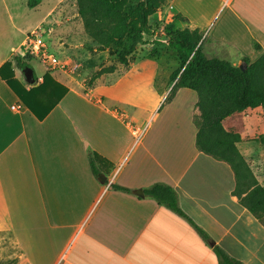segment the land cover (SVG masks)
Listing matches in <instances>:
<instances>
[{
  "label": "crops",
  "instance_id": "1",
  "mask_svg": "<svg viewBox=\"0 0 264 264\" xmlns=\"http://www.w3.org/2000/svg\"><path fill=\"white\" fill-rule=\"evenodd\" d=\"M62 1L37 23L47 35V19ZM147 22L159 41L163 30L197 28L206 57L236 66L264 52V0H166ZM152 46L141 45L128 65L90 87L85 76L60 69L58 76L50 69L37 75L31 66L29 82L27 67L12 64L19 92L46 72L66 88L41 120L0 78L8 93L0 100V235L10 236L18 264H217L214 245L242 264H264V223L233 194L229 163L196 147L195 91L179 87L165 101L178 59L168 62L161 47L147 55ZM239 118L237 147L250 148L243 138L261 127V109L247 108ZM129 124L144 129L138 142ZM93 152L100 156L97 175L88 161ZM263 172L253 171L260 185ZM157 182L174 189L182 215L144 193ZM138 188L141 196L133 193Z\"/></svg>",
  "mask_w": 264,
  "mask_h": 264
},
{
  "label": "trees",
  "instance_id": "2",
  "mask_svg": "<svg viewBox=\"0 0 264 264\" xmlns=\"http://www.w3.org/2000/svg\"><path fill=\"white\" fill-rule=\"evenodd\" d=\"M41 0H27L26 4L32 8ZM77 12L81 16L87 33L98 42V50H107L114 55L120 65H128L137 55L138 48L143 42V33L149 29L147 18L157 11L166 0H76ZM180 19V16H176ZM165 34L166 40H155L146 54H158V48H166L176 55L178 67L170 75L173 85L165 101H169L174 91L185 87L195 91L196 106L199 115L194 118L197 126L195 137L196 147L213 156L224 160L231 166L235 175L233 194L238 201L255 217L264 223V188L259 184L237 143L241 140L239 132L226 129L223 120L226 117L247 108L261 109V127H255L248 138L257 139L264 150V52L254 60L242 58L244 69L232 65L230 62L216 57H206L201 48L202 33L199 29H169ZM256 49L259 45L254 43ZM30 56L24 54L12 55L0 65V78L15 92L29 111L41 120L58 103L66 88L51 78L48 72L44 73L40 84L19 92L13 83L12 64L16 67H29ZM114 71L112 66L103 67L95 71L84 80L86 87H90L101 74ZM49 82V87H48ZM49 93L43 99L44 88ZM47 89V88H46ZM41 93L40 99L38 94ZM41 109L38 111V109ZM100 159L95 152L89 155V166L94 175L98 174L95 162ZM113 188L129 191L118 185ZM146 195L151 196L158 203L169 209L183 214L177 204L174 189L165 183H153L144 189ZM196 227V226H195ZM203 238L206 234L198 227ZM212 250L217 264H242L239 260L229 256L218 245Z\"/></svg>",
  "mask_w": 264,
  "mask_h": 264
},
{
  "label": "rangeland",
  "instance_id": "3",
  "mask_svg": "<svg viewBox=\"0 0 264 264\" xmlns=\"http://www.w3.org/2000/svg\"><path fill=\"white\" fill-rule=\"evenodd\" d=\"M57 1L41 0L38 5L30 8L26 4L27 0H0V61L13 53L23 52V47L20 46V42L28 32L36 27L45 13ZM58 7L59 9L61 7L63 8L60 14L56 12ZM58 7L47 19L50 22L49 24H51V33L49 35L46 34L47 30L44 23L37 26L49 50L61 61L67 63L63 71L75 77L85 76L86 79L103 67L112 66L114 70L120 67V63L114 55H110L107 50H98V42L84 28L82 18L77 12L76 0H63ZM152 27H155V25ZM155 30L156 28L153 31H150V29L144 31L143 44H155ZM162 32L164 33L163 36H165L168 31L163 30ZM164 50L168 62H173L177 58L174 53L169 52L166 48ZM28 64L34 69L37 75L47 70V67L34 57L30 58ZM239 64H242V62ZM56 74L58 76L62 72L58 71ZM59 77L62 78L63 76ZM7 94V90L3 84L0 86V100H6ZM240 113H234L226 117L223 120V126L226 129L238 132L243 127L240 123ZM249 141L253 142L250 148L246 147V144H248L246 142ZM243 143H246L244 147L241 149L238 147V149L239 151L241 150L240 153L243 155L245 163L252 173L253 171L256 172V170L260 171L261 166L264 167V152L262 149H259L261 144L257 139L248 138V135L244 136ZM262 177L260 180L264 188V179ZM16 253L17 248L13 244L10 236L0 235V264H18L19 254Z\"/></svg>",
  "mask_w": 264,
  "mask_h": 264
},
{
  "label": "built area",
  "instance_id": "4",
  "mask_svg": "<svg viewBox=\"0 0 264 264\" xmlns=\"http://www.w3.org/2000/svg\"><path fill=\"white\" fill-rule=\"evenodd\" d=\"M20 46L23 47L24 54L36 58L41 64L45 65L47 69L63 70L67 65L65 61H61L49 50L47 43L42 38V33L38 26L34 27L30 32H28V34L25 35ZM11 108L14 109L15 106H11ZM130 127L134 140L138 142L144 129H138L132 125H130Z\"/></svg>",
  "mask_w": 264,
  "mask_h": 264
},
{
  "label": "water",
  "instance_id": "5",
  "mask_svg": "<svg viewBox=\"0 0 264 264\" xmlns=\"http://www.w3.org/2000/svg\"><path fill=\"white\" fill-rule=\"evenodd\" d=\"M238 68L239 69H241V70H243L244 69V66L242 65V64H239L238 65ZM26 72H27V76L29 77V82L30 81H32V77H31V69L29 68V67H27L26 68ZM99 181L100 182H103L104 181V176H100V178H99ZM133 193H135V194H137V195H139V196H141L142 194H143V192H142V190L141 189H135V190H133Z\"/></svg>",
  "mask_w": 264,
  "mask_h": 264
}]
</instances>
